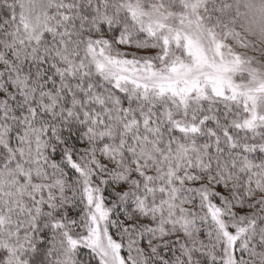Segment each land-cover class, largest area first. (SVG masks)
Listing matches in <instances>:
<instances>
[{"label": "snow or ice", "instance_id": "6c2138e0", "mask_svg": "<svg viewBox=\"0 0 264 264\" xmlns=\"http://www.w3.org/2000/svg\"><path fill=\"white\" fill-rule=\"evenodd\" d=\"M0 264H264V0H0Z\"/></svg>", "mask_w": 264, "mask_h": 264}]
</instances>
